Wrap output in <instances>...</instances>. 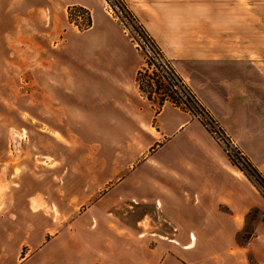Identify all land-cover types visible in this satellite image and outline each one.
Here are the masks:
<instances>
[{
  "label": "crops",
  "instance_id": "1",
  "mask_svg": "<svg viewBox=\"0 0 264 264\" xmlns=\"http://www.w3.org/2000/svg\"><path fill=\"white\" fill-rule=\"evenodd\" d=\"M22 1L27 5L24 17L30 22L41 17L42 25L37 27L41 37L29 33L28 43L38 38L51 50L39 88L60 91L71 102L75 96L78 112L101 115L104 121L154 120V130L150 131V146L154 148L143 164L148 161L150 169L158 172L155 183L159 194L154 201L175 235L156 243L155 249L162 244L194 250L196 235L227 233L241 241L245 233H254L250 229L260 225L264 211L259 191L231 163L197 116L168 100L157 111L142 94L135 80L143 63L141 56L106 11V0ZM140 1L132 0L137 15L205 110L243 153L264 154V2L256 3L262 11L255 19V5L250 0H215L207 6L209 16L200 13L205 4L200 0H144L146 7ZM74 4L91 11L89 29L79 32L68 25L66 9ZM36 10L41 12L36 14ZM81 98H86L85 102ZM71 102L67 104L69 109L73 108ZM254 162L258 165L261 161ZM256 168L264 177V169ZM253 212L257 213L255 219H251ZM251 225L253 228H248ZM231 226L232 231L228 230ZM3 230L10 234L1 223L0 233ZM89 230L84 245L92 257L103 256L105 251L116 256L105 264H157L156 257L143 256L140 236L115 235V241L96 237L101 241L95 242ZM61 234L30 250L22 262L49 246L55 249L53 264H62L56 262L59 258L65 264H78L77 258L73 259V246L82 243H63ZM179 235L185 236L179 239ZM12 239V235H0V264H7L11 257L15 264L19 257L13 252ZM255 240L245 242L242 249L248 250ZM67 249L66 254L63 251ZM229 252H235L233 246ZM242 260L247 261L239 257L237 262ZM175 262L187 261L172 257L158 263Z\"/></svg>",
  "mask_w": 264,
  "mask_h": 264
},
{
  "label": "rangeland",
  "instance_id": "2",
  "mask_svg": "<svg viewBox=\"0 0 264 264\" xmlns=\"http://www.w3.org/2000/svg\"><path fill=\"white\" fill-rule=\"evenodd\" d=\"M250 1L254 2L257 19L262 8L256 3L264 0ZM213 2L200 0L199 3H205L200 13L206 12L209 16L207 6ZM140 3L146 7L144 0ZM26 6L22 0H0V224L10 231L9 234L3 230L0 235L3 238L6 234L12 235L13 252L19 253L15 264H53L55 249L49 246L22 261L31 254L30 250L39 248L58 232L62 233L63 243H82L80 247L73 246V259L76 257L78 264H105L116 257L108 251L103 256L92 257L84 245L87 229L93 233L95 242L101 241L96 237L115 241V235L140 236L145 248L143 256L156 257L157 264L163 258L172 257L187 261L175 264H264V211L259 218L260 225L250 229L254 233H245L244 240L235 241L227 233L196 235L198 244L194 250L182 251L177 246L162 244L155 249L156 243L175 235L154 201L159 194L155 183L158 172L150 169L148 161L143 164L154 148L150 146L154 120L104 121L101 115L78 112L75 96L71 102L60 91L39 88L51 50L38 38L28 43L29 33L41 37L37 27L42 24L39 16L31 22L24 17ZM105 9L141 56L143 63L139 70H142L143 88L149 91L155 87L146 84L149 79L153 83L161 81L160 86L164 88V82L150 68L149 59L156 55L171 69L170 60L137 15L132 0H106ZM40 12L36 10V14ZM66 17L68 25L79 32L92 25L91 11L78 4L67 7ZM162 93L163 89L151 93L150 101L156 109ZM79 100L85 102L86 98ZM70 102L72 109L67 106ZM82 109L85 112V107ZM208 115L215 121L209 112ZM221 131L229 152L214 139L230 161L240 165L250 161L255 168L264 169V154L243 153ZM253 158L261 162L257 165ZM254 186L264 203V183L260 185L263 192ZM256 217L257 213L253 212L251 219ZM233 229L231 226L228 230ZM181 236L185 235H179V239ZM254 237L253 245L243 250L244 243ZM230 246L235 252H229ZM63 252L67 254L69 250ZM239 257L247 261L237 262ZM60 261L65 264L62 259H56ZM7 264H14V258Z\"/></svg>",
  "mask_w": 264,
  "mask_h": 264
},
{
  "label": "trees",
  "instance_id": "3",
  "mask_svg": "<svg viewBox=\"0 0 264 264\" xmlns=\"http://www.w3.org/2000/svg\"><path fill=\"white\" fill-rule=\"evenodd\" d=\"M142 70H139L137 72V76H136V81H137V86L139 88V90L145 94L146 98H148L149 100L151 98H153V96L151 95V93L153 94L156 93L157 91H159L160 89H163V97L160 99V101L158 102V109L162 106V104L164 103L165 100L170 101L171 103H173L176 106H179L180 108L189 111L191 114L197 116L198 113L205 115L207 117H209L208 115V111L205 110V108L201 105V103L198 101V99L195 97V95L193 94V92L189 89V87L184 84L183 89H181V91L183 92V95H185V99H183L181 97V95H179V93L175 90L172 89L170 87V83H165L162 79V81L164 82V88L161 87V81H157L154 80V83L149 80H146V84L148 86H155L152 88H150L149 91H146L143 88V83L141 82V75ZM165 96V97H164ZM243 158V157H241ZM232 163L234 165H236L245 175L246 177L251 180L256 186L257 188L262 191V187L260 185H262V182L264 183V179L262 177V175L260 174V172L254 167L253 164H251L250 161H246L245 165H240L238 163H236L235 161L231 160ZM247 165V167H246ZM260 183V184H259ZM263 192V191H262Z\"/></svg>",
  "mask_w": 264,
  "mask_h": 264
},
{
  "label": "built area",
  "instance_id": "4",
  "mask_svg": "<svg viewBox=\"0 0 264 264\" xmlns=\"http://www.w3.org/2000/svg\"><path fill=\"white\" fill-rule=\"evenodd\" d=\"M110 9V8H109ZM111 10V9H110ZM151 67L154 70V73L159 75V77L165 82V83H170V87L172 89H175L179 95L183 99H185V95H183V92L181 89H183L184 82L182 79L176 74L174 69L171 66V69L164 63L160 61V58L156 57L154 55L151 59ZM151 71V69H149ZM197 117L204 123L205 127L209 130L211 135L217 140L218 143L223 145L225 148L226 152L228 153L229 150L226 148V145L223 142V134H222V129L219 127L216 121H211V119L205 115H202L200 113L197 114ZM213 123V124H212ZM232 154V153H231Z\"/></svg>",
  "mask_w": 264,
  "mask_h": 264
}]
</instances>
